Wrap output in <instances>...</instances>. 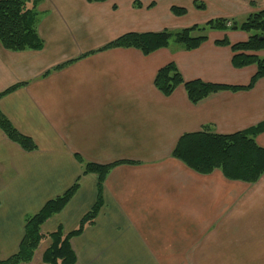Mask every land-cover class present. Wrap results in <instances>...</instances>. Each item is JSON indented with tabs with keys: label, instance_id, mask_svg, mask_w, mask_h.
Segmentation results:
<instances>
[{
	"label": "crops",
	"instance_id": "1",
	"mask_svg": "<svg viewBox=\"0 0 264 264\" xmlns=\"http://www.w3.org/2000/svg\"><path fill=\"white\" fill-rule=\"evenodd\" d=\"M39 0L41 51L11 52L0 43V110L36 150L27 152L0 129V260L15 255L26 221L75 183L66 207L42 227L75 231L98 200L99 177L83 161L114 166L103 205L71 240L76 264H264V176L255 184L203 175L175 159L180 138L207 127L229 135L264 121V78L247 91H223L198 104L184 86L167 97L158 71L175 63L185 81L248 85L256 66L236 69L229 46L241 31H213L198 49L178 44L145 56L134 48L98 51L124 34L182 29L210 21L182 0ZM254 2L249 14L264 9ZM173 6H186L176 16ZM87 55V56H85ZM264 56V51L258 53ZM76 60L61 70H53ZM50 73L44 76L47 72ZM264 148V133L256 138ZM42 241L28 264H46Z\"/></svg>",
	"mask_w": 264,
	"mask_h": 264
},
{
	"label": "trees",
	"instance_id": "2",
	"mask_svg": "<svg viewBox=\"0 0 264 264\" xmlns=\"http://www.w3.org/2000/svg\"><path fill=\"white\" fill-rule=\"evenodd\" d=\"M89 3H103L108 0H86ZM39 0H0V43L8 51L25 52L41 51L45 46L40 37L38 25L40 15ZM254 5V2H251ZM134 6L141 7V2L135 0ZM197 10H206V4L195 0ZM171 12L176 16L188 14L186 8L173 6ZM213 31H241L249 34L247 41L232 44L228 39L216 41L218 46H229L233 52L232 65L236 69L256 66L257 72L248 85L234 86L208 83L202 80L185 81L175 63H169L161 68L155 78V87L165 96H171L175 90L184 86L188 98L193 104H198L206 98L223 91H247L255 87L264 78V56L258 55L264 51V9L253 12L243 21L216 18L205 24H195L182 29H165L160 32L137 33L122 35L95 52L118 48H134L145 56L172 44H178L187 51L198 49L208 40V33ZM87 56V55H85ZM76 60L68 61L53 70H61ZM50 73L47 72L44 76ZM26 84H18L0 92V101L6 95L16 91ZM0 129L9 140L19 145L27 152L36 150L32 139L20 134L0 110ZM264 133V121L249 129L221 135L209 131L207 127L199 132L184 134L176 145L172 156L183 162L199 174L208 175L216 170L232 181H242L249 184L257 183L264 176V148L256 142L257 136ZM83 164L84 174H96L99 177L98 200L91 211L83 218L79 227L68 234L62 228L45 235L43 225L54 215L60 213L79 188V183L64 195L50 200L37 214L26 221L25 235L18 252L0 264L30 263L42 241L48 239L50 245L43 255L46 264H76V255L71 246V240L82 234L84 229L92 224L98 216L102 205L104 182L111 169L120 164L99 165L89 163L78 157Z\"/></svg>",
	"mask_w": 264,
	"mask_h": 264
},
{
	"label": "rangeland",
	"instance_id": "3",
	"mask_svg": "<svg viewBox=\"0 0 264 264\" xmlns=\"http://www.w3.org/2000/svg\"><path fill=\"white\" fill-rule=\"evenodd\" d=\"M193 1L194 0H182L181 2H183L182 4H189L188 6L192 7ZM197 1L204 2L206 4V7H208L206 16L210 17L209 20L216 18H228V19H234L239 22H243L248 17L249 12L247 11V9L250 6V2L252 1L264 2V0H197ZM182 8L187 9L186 6H182Z\"/></svg>",
	"mask_w": 264,
	"mask_h": 264
}]
</instances>
